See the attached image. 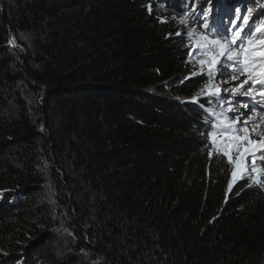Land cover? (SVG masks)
<instances>
[{"label": "trees", "instance_id": "16d2710c", "mask_svg": "<svg viewBox=\"0 0 264 264\" xmlns=\"http://www.w3.org/2000/svg\"><path fill=\"white\" fill-rule=\"evenodd\" d=\"M192 2L0 0V264H264V189L228 190L221 101L156 15Z\"/></svg>", "mask_w": 264, "mask_h": 264}, {"label": "snow or ice", "instance_id": "6c2138e0", "mask_svg": "<svg viewBox=\"0 0 264 264\" xmlns=\"http://www.w3.org/2000/svg\"><path fill=\"white\" fill-rule=\"evenodd\" d=\"M149 12H151V6H149ZM191 13H195L194 4L191 7ZM189 15L190 13H186L177 23L187 26ZM233 16L234 18L229 20L232 28L231 36H229L227 28L221 32L216 24H212L210 27L206 18L200 19V17H204V10H200L197 19H200L202 27L207 32L217 38L210 39L209 35L197 34L194 29H189L186 33L190 50L189 61L192 59L193 52L206 57V59L198 61L201 66L199 74H204L205 66L208 68L206 74L208 85L204 91L209 97H216L219 100H223L220 95L221 90L212 83L216 73L223 74V72L229 71L234 80L243 76L244 80L241 81L240 87L248 86L246 91L239 93L240 96L248 97L244 107L259 109L261 113H264V19H261L264 17V9H260L256 13L252 23H248L247 15L241 17L239 8L233 9ZM238 21L240 23L237 27ZM176 35L179 36L180 32H177ZM253 89H256V92H253ZM225 91L228 90L225 89ZM231 91L235 95L238 89L233 87ZM236 102L241 103L239 100ZM231 103L229 101L227 111H231ZM208 111L213 117L206 121L208 142L215 149V154L222 157L232 169L228 190L231 191L234 184L238 180L244 179L245 175L251 180V185L264 189V168H258L256 165L257 158L264 163V140L258 142L250 139L252 133L249 131L248 124L254 123L252 118L244 120L241 125L240 120L243 113H233L236 119L232 120L224 112L213 113L211 109ZM256 127L258 126L254 124L253 132ZM259 134L264 135V133ZM208 155L211 158L213 152L209 151ZM248 158L252 159L250 171L254 175L249 174L245 164Z\"/></svg>", "mask_w": 264, "mask_h": 264}, {"label": "rangeland", "instance_id": "374dc122", "mask_svg": "<svg viewBox=\"0 0 264 264\" xmlns=\"http://www.w3.org/2000/svg\"><path fill=\"white\" fill-rule=\"evenodd\" d=\"M198 0H193L192 5L197 2ZM208 1V2H207ZM207 2V3H205ZM203 4V3H202ZM212 5L215 6V13L214 16L216 20H218L220 18L221 15H226L224 16L225 18V22L221 23V30L223 32V30L225 28H227L229 30V36H231L232 33V28L229 24V20L233 19V12L232 15H230L229 17V11L224 12L223 14L221 13L222 11V5H220L218 2H215V0L209 1V0H204V5H197L195 6L197 13H191V7L190 8H183L182 12H178V11H173L172 9L166 7L163 4H157L156 6V15L163 21H165L166 19L168 21H170L171 23H173L175 25V27L177 28V31L180 32V35H184L186 37V33L188 32L189 29H194L195 32L197 34H205V35H209L210 39H215L217 37L213 36L211 33L207 32L203 27L202 24L200 23V19H205L206 18V22L209 24V26L211 27L212 24H215L213 21V18H211V22L209 23V18L207 17V13H205L206 11H204V17H200V19H197V15L199 14L200 10L203 9L204 7L206 9H209V11L211 10ZM225 5H232V10L235 8H238L240 5H244L245 4L241 3V0H235V1H228L225 0ZM249 5H246L245 9H247V11H245L244 15H247L249 17L248 23H252L254 17H250V9L248 8ZM240 10V8H239ZM186 13H190L189 15V20H188V24L187 26L185 25H181L178 24L177 21L183 17ZM173 17H175V19H173ZM240 23V22H239ZM239 26V24L237 25V27ZM189 43V42H188ZM187 48H188V53H189V47L187 44ZM201 59H206V57L198 55L196 52L192 53V59L191 61H189L188 66L191 68V73L195 74V75H201L199 73H201V66L198 63L199 60ZM207 72H208V68L207 66H205L203 68V78H204V87H202L200 89V93H203L204 97H207V93L205 90L206 85H208V77H207ZM244 80L243 76L238 77L236 80L233 79L232 75L230 74L229 71H225L223 72V74H220L219 72L216 73V75L213 77L212 83L218 87L221 92L220 95L223 97V100H219L221 101L220 103L216 104L215 107V113H221L224 112L225 115L229 116L230 119L235 120L236 116L233 115V113H243V116L241 117L240 120V124H243V121L246 119H249L250 117L252 118L256 112H259V109H254L251 107H244V104L247 103L248 101V97H244V96H240L239 93L240 92H244L247 90L248 86L244 85L243 87H240V83L241 81ZM233 87H236L238 89L237 93L234 95L233 92L231 91V89ZM241 88V89H240ZM225 89H227L228 91H225ZM253 92H256V89L252 90ZM239 100L241 101V103H237L236 101ZM229 101H231V111H227L229 109ZM253 120V119H252ZM262 124H264V113H263V120L261 121ZM251 124L253 123H249L248 124V128L249 131L253 134L250 135V139L252 138V140L254 141H261L262 139L264 140V138H261L260 136L257 137V131L255 129V131L253 132V128H251ZM241 135H243L241 133ZM245 164L247 166L248 172L249 174H251V166H252V159L248 158L245 161ZM256 165L258 168H264V163H262L258 158L256 160ZM254 175V174H251ZM244 177H247V175H245ZM251 182V180H250Z\"/></svg>", "mask_w": 264, "mask_h": 264}, {"label": "bare ground", "instance_id": "6f19581e", "mask_svg": "<svg viewBox=\"0 0 264 264\" xmlns=\"http://www.w3.org/2000/svg\"><path fill=\"white\" fill-rule=\"evenodd\" d=\"M225 22V18L224 16H221L217 21H216V25L224 23ZM220 29V28H219ZM220 31L222 32V30L220 29ZM241 89V88H240ZM254 123L251 124V128L254 127V124L258 127H256V131H257V137H261L264 138V135H260L259 133H264V124L261 123V121L263 120V113H259L256 112L255 115L252 117ZM250 129V128H249ZM251 131V130H250ZM253 134V133H252ZM252 139V138H251ZM263 140V139H262Z\"/></svg>", "mask_w": 264, "mask_h": 264}]
</instances>
